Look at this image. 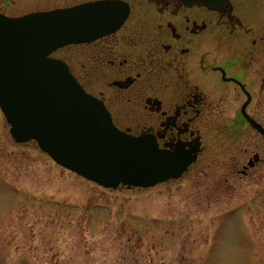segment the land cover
<instances>
[{"label":"rangeland","instance_id":"obj_1","mask_svg":"<svg viewBox=\"0 0 264 264\" xmlns=\"http://www.w3.org/2000/svg\"><path fill=\"white\" fill-rule=\"evenodd\" d=\"M26 1L0 7L39 6ZM236 152L226 143L178 179L106 188L17 142L0 108V264H264V165L235 175Z\"/></svg>","mask_w":264,"mask_h":264},{"label":"flooded vegetation","instance_id":"obj_2","mask_svg":"<svg viewBox=\"0 0 264 264\" xmlns=\"http://www.w3.org/2000/svg\"><path fill=\"white\" fill-rule=\"evenodd\" d=\"M45 1L28 0L39 6L18 14L0 12L19 16L95 0ZM121 1L128 12L116 30L53 55L104 101L118 128L194 156L186 172L211 165L212 148L226 143L237 151L229 166L235 175L263 166L264 133L247 117L264 127V25L256 32L251 25L260 0Z\"/></svg>","mask_w":264,"mask_h":264},{"label":"water","instance_id":"obj_3","mask_svg":"<svg viewBox=\"0 0 264 264\" xmlns=\"http://www.w3.org/2000/svg\"><path fill=\"white\" fill-rule=\"evenodd\" d=\"M127 12L121 0L15 17L0 12V107L12 136L17 142L36 140L57 163L108 188L150 187L178 178L195 158L119 129L104 101L83 87L66 61L51 55L116 30ZM247 117L264 133L262 124Z\"/></svg>","mask_w":264,"mask_h":264}]
</instances>
